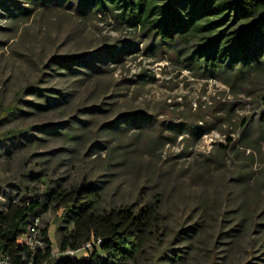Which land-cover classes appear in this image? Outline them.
I'll return each mask as SVG.
<instances>
[{"label":"rangeland","instance_id":"obj_1","mask_svg":"<svg viewBox=\"0 0 264 264\" xmlns=\"http://www.w3.org/2000/svg\"><path fill=\"white\" fill-rule=\"evenodd\" d=\"M0 1V119L31 85L67 97L55 109L28 95V104L1 122L0 212L13 200L40 199L37 224L49 227L53 255L61 258L54 224L62 211L45 210L47 197L58 187L92 184L103 211L160 200L165 235L132 264H264L263 234L247 229L254 210L257 231L264 230V197L247 206L253 195L247 183L254 185L248 175L260 178V162L247 167L250 151L240 147L241 124L264 112V82L230 88L202 78L140 28L111 18L83 21L64 8L45 12L28 0ZM24 9L34 10L29 16ZM124 45L118 64L68 71ZM59 60L71 69L55 66ZM33 126L32 135L11 136ZM229 139L244 161L230 155L219 165L214 155ZM259 146L263 155L264 141Z\"/></svg>","mask_w":264,"mask_h":264},{"label":"trees","instance_id":"obj_2","mask_svg":"<svg viewBox=\"0 0 264 264\" xmlns=\"http://www.w3.org/2000/svg\"><path fill=\"white\" fill-rule=\"evenodd\" d=\"M28 1L45 12L64 8L83 21L102 16L115 20L119 25L140 28L151 37L153 46L180 56L185 69L202 78L220 81L230 88H246L248 83L264 82V0ZM33 10L24 9V13L30 16ZM127 49L125 45L106 47L97 57L74 62L76 68L73 69L61 60L54 65L71 69L68 71L76 74L83 70L100 71L101 67H96V63L118 64ZM261 92L264 105V89ZM28 95L44 100L47 108L62 109L67 103L66 96L55 97L45 93L37 84L31 85L19 92L14 102L4 110L0 124L20 111L21 105L28 104L25 100ZM241 128L240 147L250 151L244 158L247 167H253L257 162L261 167L259 179L247 173L248 178L254 181L252 187L247 183V192H253L247 199V206H250L262 203L264 197V154L259 146L264 141V112L257 119L245 120ZM37 129L34 126L16 129L11 136L32 135ZM219 147L214 155L217 164H227L230 155L244 161L234 141ZM255 155L260 159L257 160ZM47 199L45 210L53 208L55 214L62 211L54 224L59 254L69 250L77 252L87 245H91L93 251L88 259L83 260L68 256L56 258L48 235L49 227L40 229L43 249L33 253L18 245L29 224L39 219L42 202L38 198L30 202L13 200L6 210L0 212V250L10 258L11 264H132L147 248L159 245L165 235L167 218L162 213L159 199L146 203L141 209L124 206L103 211L101 192L92 184L69 190L58 187ZM249 216L247 229L255 227L256 233L264 237V230L261 233L257 231L259 225L254 222V210Z\"/></svg>","mask_w":264,"mask_h":264},{"label":"built area","instance_id":"obj_3","mask_svg":"<svg viewBox=\"0 0 264 264\" xmlns=\"http://www.w3.org/2000/svg\"><path fill=\"white\" fill-rule=\"evenodd\" d=\"M38 220L39 219H35L34 223L29 224V226L27 227L26 234L18 240V245L26 247L33 253L37 249L44 248V242L41 240L40 229L37 224ZM88 250H91V245H87L82 250L77 251V252L69 250L65 252L62 256H68V257L75 259L76 255L79 252L81 251L87 252ZM0 264H11L10 258L5 253H3L1 250H0Z\"/></svg>","mask_w":264,"mask_h":264}]
</instances>
